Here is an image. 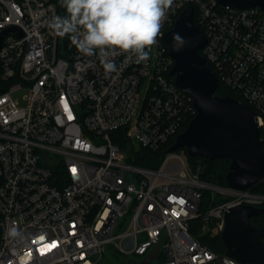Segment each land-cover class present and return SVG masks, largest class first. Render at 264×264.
Returning <instances> with one entry per match:
<instances>
[{"label":"built area","instance_id":"2783aa9c","mask_svg":"<svg viewBox=\"0 0 264 264\" xmlns=\"http://www.w3.org/2000/svg\"><path fill=\"white\" fill-rule=\"evenodd\" d=\"M189 6L207 39L200 54L220 86L257 112L264 133L260 7L173 0L149 58L122 53L106 76L98 55L84 56L47 27L64 8L0 0V34L9 31L0 49V264H104L108 246L141 264H241L204 245L191 222L220 228L231 208H263L264 189L255 187L264 180L245 190L206 183L177 152L158 169L134 164L141 148H164L197 115L170 74L163 39ZM24 86L31 93L20 107L12 93ZM207 192L214 201L203 213Z\"/></svg>","mask_w":264,"mask_h":264},{"label":"water","instance_id":"95a60500","mask_svg":"<svg viewBox=\"0 0 264 264\" xmlns=\"http://www.w3.org/2000/svg\"><path fill=\"white\" fill-rule=\"evenodd\" d=\"M218 3L241 9L260 7L264 12V0H218ZM10 31L19 37L23 35L17 28ZM8 32L0 34V49ZM163 39L175 61L170 74L175 77L178 88L194 98L197 111L168 152L184 149L190 158L230 159L226 180L232 189L245 190L262 182L264 139L258 114L230 95H216L220 82L208 60L200 54L207 39L195 23L193 6L181 13L174 28L165 33ZM259 216H264V207H234L226 213L219 228L226 255L241 264H264L261 241L264 227L256 228L250 223V219Z\"/></svg>","mask_w":264,"mask_h":264},{"label":"clouds","instance_id":"9594fccd","mask_svg":"<svg viewBox=\"0 0 264 264\" xmlns=\"http://www.w3.org/2000/svg\"><path fill=\"white\" fill-rule=\"evenodd\" d=\"M173 0H60L65 15H53L47 27L68 36L84 56L98 55L105 75L117 72L114 57L124 53L140 63L149 58ZM177 39L179 37L177 36ZM10 235H17L15 229Z\"/></svg>","mask_w":264,"mask_h":264},{"label":"trees","instance_id":"16d2710c","mask_svg":"<svg viewBox=\"0 0 264 264\" xmlns=\"http://www.w3.org/2000/svg\"><path fill=\"white\" fill-rule=\"evenodd\" d=\"M51 1L56 3L60 9L62 8L60 6V0H51ZM216 95L218 97H226L230 95L238 101L241 100V97L239 95L228 90L223 85L219 87ZM194 118L195 117H193V119ZM261 135L262 137H264L263 132H261ZM175 140L176 138L171 139L164 148L158 151H153L147 148H141L139 150L140 155L135 160L134 164L141 167L158 169L162 165L165 156L167 154V151L175 144ZM189 159H190V167L194 171L200 173V178L202 181L222 187L228 185L226 176L229 172V167L231 164L230 159H226V158H217L214 160L204 159V158H189ZM199 165L200 166L202 165L203 167L201 166V169H199ZM255 190L258 192H262L263 188L261 186L255 187ZM212 195L213 194L211 192H207L205 194L202 201L201 212L205 213L207 210L210 209L214 201V197ZM206 223H209L211 227H218L217 221L211 220L209 222H205L202 219V217H200L191 222V227H190L191 233L196 238H198L204 245H207L214 252L226 254V247L223 242L222 236L220 235V232L216 233L214 236H212L211 232H208L204 235L202 234L204 225ZM250 223L253 227L262 228L264 227V216L252 218L250 219Z\"/></svg>","mask_w":264,"mask_h":264},{"label":"rangeland","instance_id":"374dc122","mask_svg":"<svg viewBox=\"0 0 264 264\" xmlns=\"http://www.w3.org/2000/svg\"><path fill=\"white\" fill-rule=\"evenodd\" d=\"M30 93H31L30 89L24 86L22 88L15 90L12 93V96H13V99L19 103L20 107H24L28 104L27 97L30 95ZM136 148H138L137 145H136ZM177 153L181 157H183L187 161V163L190 165V159H189L190 157L187 155L184 149L177 151ZM201 166L199 165V169H201ZM208 232H211L212 236H214L216 233L219 232V227H211L209 223H206L204 225L202 234L204 235ZM104 261H105L104 264H141V262L143 261V258L130 257L129 255H119L116 253V251L113 248L108 246L107 251L104 256Z\"/></svg>","mask_w":264,"mask_h":264},{"label":"snow or ice","instance_id":"6c2138e0","mask_svg":"<svg viewBox=\"0 0 264 264\" xmlns=\"http://www.w3.org/2000/svg\"><path fill=\"white\" fill-rule=\"evenodd\" d=\"M55 246H56L55 243H52V244H49V245H45L44 247L50 250L51 248H53Z\"/></svg>","mask_w":264,"mask_h":264}]
</instances>
